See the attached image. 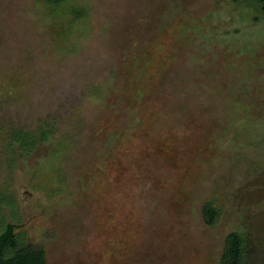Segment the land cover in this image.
<instances>
[{"label": "rangeland", "instance_id": "obj_1", "mask_svg": "<svg viewBox=\"0 0 264 264\" xmlns=\"http://www.w3.org/2000/svg\"><path fill=\"white\" fill-rule=\"evenodd\" d=\"M260 126V0H0L7 257L219 264L239 233L264 264Z\"/></svg>", "mask_w": 264, "mask_h": 264}, {"label": "trees", "instance_id": "obj_2", "mask_svg": "<svg viewBox=\"0 0 264 264\" xmlns=\"http://www.w3.org/2000/svg\"><path fill=\"white\" fill-rule=\"evenodd\" d=\"M65 1L66 0H46L49 5H58ZM260 1L264 3V0ZM260 127L264 128V126ZM259 130L261 133L262 129ZM38 131L43 132L42 127H40ZM43 137L46 138V136H42V138ZM35 138L36 135H30L29 140L35 142ZM251 141L253 143L256 142L254 139H251ZM29 144L30 143H27V145ZM244 145H242L244 152L242 155L237 156V160L246 157L248 153H244L250 152L253 148L251 142L245 146ZM218 215L217 210L211 202L204 205L202 209V218L206 225L212 226L216 222ZM14 234V226L12 224H7L3 232L0 234V264H45L44 251L42 249L23 248L16 250L13 255L7 257L5 255L7 248L14 245L15 242ZM246 244L247 239L242 234H229L225 239L223 254L220 258L219 264H245L247 259Z\"/></svg>", "mask_w": 264, "mask_h": 264}]
</instances>
